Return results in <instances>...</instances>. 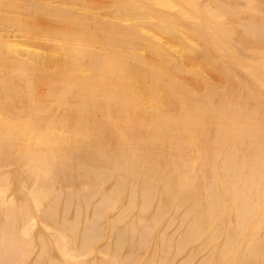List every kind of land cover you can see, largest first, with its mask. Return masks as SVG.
Masks as SVG:
<instances>
[{"label":"bare ground","instance_id":"obj_1","mask_svg":"<svg viewBox=\"0 0 264 264\" xmlns=\"http://www.w3.org/2000/svg\"><path fill=\"white\" fill-rule=\"evenodd\" d=\"M244 1L242 6L236 0H0V88L6 91L0 97L6 93L9 94H6L7 98L14 97L15 102H9L14 104L10 105L14 111L20 109L21 105L15 106V103H20L22 92L30 97V101L36 100L35 105L30 101L26 104H29V110L43 113L39 125L53 120L55 109L60 112L53 121L59 123L57 128L52 127L55 131L40 130L35 129L39 127L37 122L34 126L29 123L33 111L27 113L28 109L21 106L25 114L22 113L20 120L27 123L23 126L18 124L15 130L5 132L4 137L2 135L0 140L4 151L13 150L14 153L18 149L16 146L30 148L28 152L35 148L34 152L38 151L39 156L44 149L54 148V153H60L64 160L62 167L67 166L71 170L70 159L75 154V158H79L76 163V171L81 172L79 177L87 179L93 174L98 181L92 183L97 188L95 195L102 194L103 182L111 179L113 183L116 178L115 189L126 190L127 187L131 191H127L131 205L135 206L141 198L142 213H148L155 205L153 225L161 227L162 221L167 219L161 236L164 238L161 239L162 245L160 243L164 253L172 247L165 233L171 230L174 226L172 220L178 216L184 226L183 221H189L183 238L177 244L178 253L210 235V245L213 243L211 246L214 247L212 253L216 254L220 264H264V63H255L254 72L246 74L244 71L248 66L243 71L237 70V67H243L241 60L236 58L239 53L245 58L250 48L255 50L253 43L245 42L246 38H258L256 44L264 43V3ZM236 35L247 43L242 51L229 44L230 40L237 39ZM22 108L18 113L23 112ZM9 118L11 123L12 118ZM49 126L50 123L46 128ZM16 152L10 158L17 156L15 154L19 157L21 153ZM6 155L9 154L3 156ZM47 159L38 161V171L45 169L46 178L51 175L50 164L55 161L52 159L50 163ZM11 163L9 168L18 165ZM8 178L6 173H0V182ZM130 182L132 184L128 188ZM44 185L48 187V184L42 187ZM30 186L24 191L11 192L10 196L0 188V212L4 209L2 215L5 216V223L0 227V264H43L41 261L49 258L46 257L49 255L46 246L52 241L48 239L59 248L64 264H107L100 256L108 251L109 240L101 250L93 243L99 238L90 241L86 235L90 234L95 223L92 219H107L102 212L108 215L115 198L105 193L94 209L92 225L86 219L82 235L87 240L83 239L80 245L85 252L91 251L93 258L81 261L75 246L69 245V233L65 235L66 231L59 228L55 233L49 232L52 225H47L46 220H58L53 209L59 208V204L52 203L46 210L35 197L36 190H30ZM79 186L87 185L81 183ZM57 194H54L55 198L61 196ZM31 197H34V208L26 206L24 209V206L17 209L24 202L28 204L26 201ZM87 198L82 196V200ZM132 211L135 210L132 208ZM79 216H75L77 224ZM140 217L143 215L137 217L143 221ZM144 218L143 222H146ZM125 221L122 220V224ZM133 221V229L137 232L141 227L138 223H141ZM67 222L61 226L69 232L73 229L69 226L75 227L76 224ZM69 223L71 225L68 226ZM118 224L124 227L120 222ZM147 225L150 224L147 222L142 226ZM37 230L38 238L44 236L48 239L42 246V254L31 261L34 250L37 251L31 241ZM122 230L124 232V228ZM147 230L151 231L150 228ZM176 234H171V239ZM139 237H142L140 233ZM151 237H147L148 240ZM222 237L223 241L220 240ZM123 238L126 239V234ZM130 242L136 243L134 240ZM206 242H201L198 248H207L209 244ZM124 243L126 241L121 245L125 246ZM154 249L152 255H155ZM44 252L47 255H43ZM132 253L127 255L131 256L129 260L124 259L127 261L125 264L140 262L141 259L133 261ZM192 256L187 258L192 259ZM165 259H161L163 262L159 260L161 264ZM49 261L56 264L54 259ZM188 261L194 264L193 259ZM209 262L212 263V259Z\"/></svg>","mask_w":264,"mask_h":264},{"label":"rangeland","instance_id":"obj_2","mask_svg":"<svg viewBox=\"0 0 264 264\" xmlns=\"http://www.w3.org/2000/svg\"><path fill=\"white\" fill-rule=\"evenodd\" d=\"M236 1H238L239 2V4L241 5L242 4V6L245 4V1L244 0H236ZM260 2H262V3H264V0H259ZM233 38H235V36L233 37ZM236 40L235 39H232V40H230L231 41V43H230V41H229V44H232L233 45V47L232 48H237V51H242L243 49H244V46L247 44V43H253L254 44V48L253 49H255V50H252L251 48H250V50L249 51H246L247 52V55L245 56V58L244 57H242V55H241V53H239V55H237V59L238 60H241V62H242V66L241 67H243L242 69L239 67H237V70H244V68L246 69V66H248V68L246 69V71H244L246 74H247V72H249V73H252V72H254V69H253V67H254V64L255 63H258V62H262V63H264V43L263 44H256V42L258 41L257 39L258 38H246L245 40V42H247V43H245L243 40H241L242 39V37H238L237 35H236ZM241 38V39H240ZM255 39V41H253ZM234 40H235V43H234ZM237 42V43H236ZM234 43V44H233ZM239 43V44H238ZM258 43V42H257ZM244 44V45H243ZM232 45H230L229 47L231 48V46ZM241 46H243V47H241ZM243 48V49H242ZM236 50V49H235ZM249 54H251L252 56V58L251 57H249ZM241 56V57H240ZM244 56V55H243ZM239 57H240V59H239ZM256 57H258V58H256ZM244 58V59H243ZM254 58V59H253ZM253 59V60H252ZM246 60V61H245ZM252 61H255V62H252ZM245 62L247 63V62H249V63H247V64H245ZM240 63V62H239ZM256 65V64H255ZM1 84V83H0ZM1 87V86H0ZM2 88H0V94L3 92H6L5 90H1ZM39 91V90H38ZM6 94H8V93H6ZM6 94H3V95H5V96H3V95H1V97H0V104H1V116H0V120H2V121H0V126H1V129H0V138H2L3 139V137H4V133L5 132H7V131H12V129H16L17 128V125L18 124H20V125H25L24 123L26 122V121H24V120H20V118H21V116H22V113L23 114H25V110L26 109H28V110H26V111H28L27 113H30V111H33L32 113H30V124L32 125V126H34V124H36V122H37V124L36 125H39V123H38V121L40 120V118L42 119V115H43V113L42 114H39V113H37L36 112V110L34 111V110H29V107H27V106H29V104H26V103H28L29 101H30V97L28 98L27 97V95L25 94V93H23L22 92V94L23 95H21V96H19L20 97V99H19V101H20V103H15V104H17V105H15V106H22L23 108H25V110H23V108L20 106V109H19V111H21V108H22V110H23V112H20V113H18L19 111H17L18 109H17V107L16 108H14V109H17V110H13L12 109V107L10 106V105H14V104H11V103H9V102H12V100L14 101V99H12V98H14V97H11V96H9L10 98H7L8 97V95H6ZM22 97H26V99H22ZM9 99V100H8ZM24 101H22V100ZM16 100V99H15ZM18 100V99H17ZM17 100H16V102H17ZM38 100V102L40 101L41 103H43L44 102V100L43 99H37ZM23 103H22V102ZM28 101V102H27ZM15 102V101H14ZM30 102H32V104L33 105H35L36 104V100H34V101H30ZM37 102V103H38ZM13 103V102H12ZM41 103H39V105L41 104ZM25 106H24V105ZM15 106H13V107H15ZM55 113L52 115V118H53V120H51L49 123H50V126H49V128L47 129L46 128V126H48V122H46V124H44V125H39V127L38 126H36L35 127V129L36 128H39L40 130H44V129H46V130H48V131H55L54 129H52V127H56L59 123H55V122H53V121H55V118L56 117H59L60 115H58L60 112L58 111L57 112V110L55 109ZM5 113V114H4ZM9 114V115H8ZM20 116H19V115ZM4 115H6V116H4ZM8 116V117H7ZM3 117V119H1ZM9 117H11L12 118V122L10 123V120H8V119H10ZM5 120V121H4ZM42 120H40L39 122H41ZM16 122V123H15ZM2 123V124H1ZM27 123V122H26ZM53 123L55 124V125H53ZM29 124V125H30ZM3 126H5V127H3ZM11 126H13L12 128H9V127H11ZM22 126H20V127H22ZM41 126V127H40ZM31 127V126H30ZM44 127V128H43ZM32 128V127H31ZM34 128V127H33ZM42 128V129H41ZM57 128V127H56ZM3 129H7V130H3ZM57 130V129H56ZM8 133V132H7ZM6 133V134H7ZM2 135H3V137H2ZM1 139V140H2ZM1 140H0V145L1 144H3L2 142H1ZM31 146H33V143L31 144ZM30 146V147H31ZM4 146L3 145H1V148H0V154L1 153H3V152H5V154H9V155H6L5 157L3 156V155H5L4 153L3 154H1V156H0V162H5V160L7 159V161L5 162V164L8 162L9 164H7V165H5L4 163V166H7V168L6 167H4V166H1L2 165V163H0V173L1 174H4V173H6L7 175H8V177L10 178V180H9V178L8 179H6V181L5 182H0V188L2 187V189H4V190H6L7 191V193H8V195L7 196H10L9 194L11 193V192H14V191H24L25 190V188H26V190L28 189V186H30L29 187V189L30 190H32V188H34L33 190H36V195H35V197L36 198H38L39 200H40V202H41V205H42V207L44 208L45 207V209L47 210V207L48 206H50V205H52V203H55L54 205H57V204H59V208H57V207H55V208H57V209H53V212H55V215H56V217H55V219H58V220H54V221H51L50 219L49 220H46V223H47V225L49 224V225H52L51 227H49V229H50V233H55V230H56V228L58 229H62V231H66L65 232V235L67 234V233H69V234H67V236H69V237H67V239H68V242H69V245L70 246H72V248H74V246H75V251L80 255L79 256V258H78V260H81V261H85V259H86V261H90L92 258H93V256L90 254V252L89 251H87V252H85V250H84V248L82 247V245H80V244H82L83 242H81V241H84V240H87L86 238L88 237V240H92L93 238H99V240H97L96 242H93L94 244L96 243H98L97 245L95 244V246L96 247H100V249L102 250V247L104 248V246H106V240H109V248L107 249L108 251H106V254H104V256L103 255H101L100 256V258L101 259H104L106 262H107V264H112V263H115V264H120L119 262H121V264H125V262H127L126 260H124V259H130V257L131 256H128L127 257V255H131V253H132V256H134L133 257V261L135 262L137 259H141L140 260V262H138L137 261V263L136 264H147V260H148V263L149 264H159V262L161 261V262H163L161 259H165L164 260V263L163 264H175V263H179V264H185V262H186V264H192L193 263V261H188V260H194V264H210L211 262H209L210 261V259H212V263L211 264H218L219 263V259L216 257V254H214L213 255V253H212V248H214L213 246H211L210 245V242H212V239H211V237H210V235H206L205 237H203V239H202V241H199V242H197V243H195V245L193 244V243H191V244H189L190 246H187V248H185L186 250L184 251V252H182V253H178L177 251H176V249L178 248V245L177 244H179L180 243V241H181V239L183 238V235H184V229H185V226H187L188 225V220H182L183 222H185V226L184 225H182V224H180V217H178V216H176L173 220H172V225H174L172 228H171V230L169 231V230H167L166 231V233H165V237H166V239L168 240H170L171 242H172V247H169V249L170 248H172V249H168V253H164L163 252V250H162V246H160V243H161V239H164L163 237H161V236H163V232H164V229H166L165 227H164V225H166V223H167V219L166 220H164V221H162V223H163V225H161V227H159V226H156V225H153V223L154 222H152V217H153V215L155 214V205L154 206H152V209L150 210L151 211V213H142V211H141V208H142V206H141V198H139V200H137L138 201V203L136 202L135 203V206H134V204L133 205H131L128 201H129V199H130V194L129 193H131V191H129V189H127V187H125V189L126 190H124V189H120V190H117V189H115V186H114V184H115V180H116V178H115V180L113 179V183H112V180L110 181V180H107V181H105V182H103L104 183V187H103V192H102V194H97V195H99V197L97 198V195H95L97 192H96V190H97V188H96V186L94 187L93 186V184L92 183H95V181H97V179L94 177L95 175H93V174H90V175H88V177H87V179L86 178H84V177H79V176H81L80 174H81V172H79V171H76V170H78L77 168H76V166H77V160L79 159V158H75V157H77V155L75 156V154L74 155H72L71 156V159H70V166H72L71 168H72V170L69 168V167H67V166H63L62 167V165H65L64 164V160L62 159V157H60V153H54V151L56 152V150H52V149H54V148H49L48 150L47 149H44L43 151H41L40 152V154H39V156H37V154H38V151H37V153H35L34 152V149L32 148L31 150L32 151H29L28 152V150L30 149V148H28L27 149V147L24 149L22 146V148H20V146L19 147H17L16 146V148H18V149H22V150H24V151H19L18 149H16L15 147H13V149H16L15 151H14V153H17L16 151H18V152H20L21 154L19 155V157H17L18 156V154H15V155H17V156H14L13 158H10L11 157V155L12 154H14L13 153V150H9L8 152L7 151H4V148H3ZM34 147V146H33ZM7 150V149H6ZM10 151H12L11 153H10ZM31 152H32V154H31ZM57 152H58V150H57ZM45 153V154H44ZM27 155V156H26ZM51 155H53V157H51ZM7 156L9 157V158H7ZM23 156V157H22ZM28 157H29V159H28ZM48 158L47 160L48 161H50V163L52 162V159H54L55 161H53V163L52 164H50V169L49 170H51L50 172V176L48 177V178H46L47 176H45V169H42V170H39L40 171V173H39V171H38V167H39V164H38V161L39 160H41V161H43L45 158ZM4 158H5V160H4ZM16 158V159H15ZM24 158V159H23ZM10 159V160H9ZM18 159V160H17ZM21 161H20V160ZM31 159V160H30ZM13 160H15V161H13ZM23 160H24V162H23ZM59 160V161H58ZM62 160V161H61ZM20 161V162H19ZM11 162H13V164L14 165H17L16 163H18V165L15 167H11V168H9V165L10 164H12ZM72 162V163H71ZM55 163V164H54ZM23 164V165H22ZM36 164V165H35ZM26 165H28V166H26ZM11 166H13V165H11ZM35 166H37V167H35ZM58 166V167H57ZM60 166V167H59ZM69 166V165H68ZM31 167V168H30ZM62 167V168H61ZM66 167V168H65ZM6 168V169H5ZM23 168V169H22ZM21 169H22V171H24V170H28V172L26 171V172H23L25 175H28V177L26 176L25 177V175L24 174H22L21 172ZM29 169H32L33 170V172L31 171V170H29ZM66 169V170H65ZM35 170V171H34ZM37 170V171H36ZM62 170V171H61ZM69 170H70V172H69ZM21 171V172H20ZM29 171L31 172V174H27V173H29ZM61 171V172H60ZM66 171V172H65ZM73 171V172H72ZM35 172H38V173H35ZM67 172H69V173H67ZM71 172H72V174H71ZM36 175H35V174ZM67 173V174H66ZM43 174V175H42ZM68 174H70L69 175V177H71V179L68 177ZM29 175H31V176H29ZM33 175H35V177H32ZM72 175V176H71ZM23 176H24V178H23ZM77 176H78V178H77ZM65 177H66V179H65ZM25 178H26V180H25ZM43 178H44V180H43ZM55 178H56V180H55ZM72 178H73V181H71L72 180ZM84 178V179H83ZM23 179V182H25V183H23V182H21L20 180H22ZM65 179V180H64ZM69 179V180H68ZM79 181H78V180ZM28 180H30V182L28 181ZM33 180H36L35 182H33L34 184L32 185V181ZM38 180V181H37ZM51 180V181H50ZM55 180V181H54ZM82 180H84V181H82ZM86 180V181H85ZM131 180V179H130ZM7 181H9V183L7 182ZM28 181V182H27ZM43 181V182H42ZM65 181H67L66 183H67V185L64 183ZM71 182V183H69V182ZM108 181H110V182H108ZM22 184H21V183ZM37 182V183H36ZM78 182H80V184L82 183V185L84 186L85 184L87 185L86 187L84 186V187H82V186H79L80 184L78 183ZM89 182V183H88ZM98 182V181H97ZM131 182L133 183V181L131 180ZM128 183V185H129V187L128 188H130V185L132 184V183ZM8 183V184H7ZM50 183H52V185H50ZM74 183V184H73ZM83 183H85V184H83ZM107 183H109V184H107ZM43 184H48V187H46V185H44V187H42V185ZM53 184H55V185H53ZM71 184H72V186H71ZM92 184V185H91ZM105 184H107V186L105 185ZM7 185H11V186H7ZM24 187H23V186ZM38 186V187H36V186ZM40 185V186H39ZM52 186V188H54V190L56 191V192H59V194H57V193H55L52 189H51V187L50 186ZM59 185V186H58ZM70 185V187H68ZM91 185V188H90V190H89V188H88V186H90ZM95 185V184H94ZM66 186V187H65ZM114 186V187H113ZM6 187H8V188H6ZM21 187H23V188H21ZM50 187V188H49ZM69 189H68V188ZM49 188V191H47V189ZM67 188V189H66ZM86 188V190L84 191V189ZM92 188H95L94 190L92 189ZM2 189H0V190H2ZM39 191H38V190ZM43 189V190H42ZM82 189V190H81ZM3 190V191H4ZM53 192H52V191ZM69 191L70 190V192H67V191ZM71 190H72V192H71ZM77 190V192H75ZM93 190V191H92ZM112 190V191H111ZM80 191H81V193L82 194H80ZM89 191H91L92 193H90ZM107 191H109V192H107ZM119 191V192H118ZM127 191H129V193H127ZM46 192H49V193H46ZM50 192H52L51 193V195H49L50 194ZM87 192H89V193H87ZM93 192H95V193H93ZM124 192H126V193H124ZM38 193V194H37ZM44 193V194H43ZM62 193V194H61ZM69 193H70V197H69ZM72 193V194H71ZM85 193V194H84ZM105 193H107V194H109L111 197L110 198H115V199H112V200H114V203L112 204L114 207H111L110 209H108V215H106V212H102V213H105V217L107 216V219H109V221L110 220H114V221H112V222H115V223H112V222H110V223H112V225L110 224V223H107L106 222V218H104L103 217V219H101L100 221H95V220H97V219H95V220H93L92 219V216L94 217V215H93V213H94V209L97 207V205L99 204V202L101 201V199H102V197H103V195L105 194ZM124 193V194H123ZM136 193H138V191L136 190ZM46 194H48V195H46ZM54 194H57V195H61L62 196V198L60 199L59 197H61V196H58V197H56L55 198V195ZM86 194H88L87 196H86ZM92 194V195H91ZM126 194H128V198H126L127 197V195ZM56 195V196H57ZM83 196V198H87V199H83L82 200V196ZM119 195V196H118ZM19 196V195H18ZM39 196H41V197H39ZM45 196V197H44ZM48 196H50V197H48ZM92 196H94V198L95 199H93V197ZM75 197H77L78 199H77V201H76V198ZM120 197H121V199H120ZM44 198H46V199H44ZM48 198H50L49 199V201L47 200ZM60 200V201H58V199ZM67 198V199H66ZM91 198V199H90ZM126 198V199H125ZM54 199V200H53ZM90 199V200H89ZM32 200H33V203H32ZM55 200H57L56 202H53V201H55ZM70 200H71V202H70ZM87 200V201H86ZM89 200V201H88ZM118 200V202H116ZM127 200V201H126ZM44 201V202H43ZM48 201V203L49 204H47L46 202ZM84 201H86V203L84 202ZM28 204H26L25 202L20 206V207H18L17 209H23L22 207H24V209L26 208L27 209V207L28 208H34L35 207V202H34V197H31V198H28L27 199V201H26ZM73 202V203H72ZM77 202V203H76ZM87 204L86 206H89V209L85 206V204ZM124 202V203H123ZM117 203H118V205H117ZM34 204V205H33ZM89 204H91V205H89ZM129 204V205H128ZM73 205V206H72ZM122 205V206H121ZM127 205H128V207H127ZM27 206V207H26ZM30 206V207H29ZM64 206L66 207L65 209H64ZM70 206H72V207H70ZM52 207V206H51ZM87 208V210H86V208ZM120 207H121V209H120ZM126 207V208H125ZM131 207V208H130ZM134 207H135V209H134ZM1 208V207H0ZM54 208V207H53ZM77 208V209H76ZM81 208V209H80ZM132 208H133V210H135V211H132ZM3 209V208H2ZM69 209H71L70 211H69ZM128 209V210H127ZM140 209V210H139ZM56 210H57V212H56ZM80 210H81V213H79L80 212ZM114 210V211H113ZM118 210H121V212L120 211H118ZM63 211H65L64 213H65V216H64V213H63ZM88 211V212H87ZM116 211V212H115ZM118 211V212H117ZM122 211H124V212H128L129 211V213H132V215L131 214H129V213H123ZM139 213H138V212ZM86 212H87V216H86ZM112 212V213H111ZM68 213H70V214H68ZM101 213V216L102 215H104V214H102ZM110 213V214H109ZM123 213V214H122ZM154 213V214H153ZM2 214H4V209L3 210H1V212H0V227H2V225L5 223V216L4 215H2ZM57 214H58V216H57ZM125 214V215H124ZM143 215V217H140V218H142V220L143 221H145V218L144 217H146V222H143V221H140L139 220V218H137L138 216H140V215ZM150 214V215H149ZM68 215H69V217H68ZM78 215H81V216H79V218H78V221H79V219H80V221H79V228H77V226H78V224L77 223H75L74 221H77L76 220V218H75V216L76 217H78ZM119 215V216H118ZM124 215V216H123ZM131 215V216H130ZM138 215V216H137ZM121 216H123L124 218H122ZM59 217V218H58ZM117 217H119V218H117ZM148 217V218H147ZM64 218V221H62V219ZM74 218H75V220H74ZM115 218H117V219H120V218H122L121 219V221L123 220V221H125L126 219H128L127 221H125V222H123V224H122V222L120 221V220H115ZM86 219H87V221H86ZM91 219H92V223H94L93 224V226L95 225L96 227H94V228H96L95 230H94V228H93V226H92V231L90 232V234H87L86 235V238L85 237H83V236H85V235H82V234H84V232H83V230H84V225H87V223L86 222H90L91 221ZM102 220H103V222H102ZM134 220V221H133ZM139 220V221H138ZM40 221V220H39ZM51 221V222H50ZM61 221H62V223L63 222H65V223H68L67 221H69V222H71V224H76V226L74 227V225H71L70 223L68 224V226L69 225H71V226H73V227H71V226H69L70 228H73L72 230L70 229V231L69 232H67L68 230H64V228H62V223H61ZM86 221V222H85ZM108 221V222H109ZM117 221H119L120 222V224H122V226H124V227H121L118 223L119 222H117ZM132 221L133 222H135V223H138V222H140L141 224H139L138 223V225H141V227H142V231H141V227L139 226L138 227V231L136 232L134 229H135V227H134V223H132ZM150 221V222H149ZM175 221H176V223H175ZM53 222V223H52ZM97 222H101L100 223V225H99V223H97ZM147 222H148V224H150V225H147V227H144L143 228V226L142 225H144V224H147ZM54 223H56V225L54 224ZM91 223V222H90ZM92 223H91V225H92ZM130 223V224H129ZM144 223V224H143ZM161 223V224H162ZM175 223V224H174ZM97 224L99 225V226H97ZM108 224H110V225H108ZM132 224V225H131ZM180 224V225H179ZM106 225V226H105ZM118 225V226H117ZM126 225H128L127 226V229H126ZM131 225V226H130ZM153 225V226H152ZM182 225V226H181ZM101 227H102V229H101ZM104 227V228H103ZM111 227H113V229L111 228ZM115 227V228H114ZM130 227H131V231H130ZM133 227H134V229H133ZM183 227V228H182ZM55 228V229H54ZM109 228V229H108ZM113 230H111V229ZM124 228V232H123V229ZM145 228H147V229H149L150 228V230L151 231H149V230H147V229H145ZM157 228H158V231H157ZM178 228V229H177ZM180 228L182 229V230H180ZM76 229H78L79 231H77ZM101 231H100V230ZM109 231H108V230ZM126 229V230H125ZM137 229V228H136ZM145 229V233L143 232V230ZM75 230V232H73ZM107 230V232H105ZM116 230H120L121 232H119L118 231V233H122V234H120V235H118V233H117V231ZM179 231V232H177V231ZM51 231H53V232H51ZM103 231V232H102ZM127 231V233H125ZM142 233H141V232ZM155 231V232H154ZM177 232V234H176V232ZM71 232V233H70ZM83 232V233H82ZM93 232H95L94 234H93ZM98 232V233H97ZM101 232L102 233H104V235L103 234H101ZM112 232V234H110ZM135 234H134V233ZM37 233H38V230L36 231V236H33V240H31V238H29V240H31L32 241V243H33V249H35L36 248V250L37 251H35L34 250V255L32 256V258H31V261H32V259L35 257V256H37L39 253L40 254H42L41 252H42V246H43V244L45 245L46 243H47V239L48 238H46V237H42L43 238V240H41L42 238H38V236H37ZM100 233V234H99ZM139 233H140V236H142V237H139ZM144 233V234H143ZM148 233V234H147ZM154 233V234H153ZM161 233H162V235H161ZM173 233L174 234H176L175 236H172L173 237V239H171V234L173 235ZM92 234V236H89V235H91ZM108 234V235H107ZM114 234H116L117 235V238H119V236H120V239H117L116 238V235H114ZM124 234H126V239L125 238H123V235ZM130 234V235H129ZM132 234V235H131ZM142 234V235H141ZM152 234H153V236L154 237H151L152 236ZM76 236V237H73V236ZM82 235V236H81ZM103 235V238L101 237ZM128 235V236H127ZM136 235V236H135ZM160 235V236H159ZM99 236V237H98ZM130 236H134V237H132V239H131V237ZM180 236V237H179ZM71 237V238H70ZM108 238V239H105V238ZM125 237V236H124ZM144 237L145 238H147V237H151V238H149L150 240H148V238L147 239H144ZM175 237V238H174ZM73 238V239H72ZM74 238H76V240L74 239ZM116 238V239H115ZM122 238V239H121ZM136 240H135V239ZM139 238H141V239H139ZM154 238V239H153ZM179 238V239H178ZM181 238V239H180ZM41 240V241H39V240ZM84 239V240H83ZM103 239V240H102ZM111 239V240H110ZM153 239V240H152ZM48 240H50V241H52V242H54L53 240H51V239H48ZM102 240V241H101ZM112 240H114V241H112ZM130 240L131 241H133L134 240V243L135 244H133V242H130ZM138 240H139V242H140V245L141 246H143V247H141L139 244H137V243H139L138 242ZM146 240H148V241H146ZM153 242H152V241ZM220 240H222L223 241V237L220 239ZM219 240V241H220ZM71 241H72V243H76L75 245L74 244H72L71 243ZM74 241H76V242H74ZM117 241V242H116ZM126 241V243H124V245L125 246H122L121 245V243H123V242H125ZM204 241H208V242H206L207 244H209V245H207V248H203L204 250H202V248H198L199 247V244L201 243V242H204ZM218 241V242H219ZM221 241V242H222ZM45 242V243H44ZM52 242H50V244L52 243ZM105 242V243H104ZM144 243V244H142V243ZM148 242H150V243H148ZM155 242V243H154ZM221 242H219V243H221ZM40 243V244H39ZM55 243V242H54ZM54 243H52V246L50 247V244H47V246H46V248H47V250H49L48 251V254L49 255H47V253L45 254V252L43 253V255H47L46 257H49L48 259H46V258H44V256L42 257V258H44V260L45 261H41V263H43V264H48L49 262H50V264L52 263V261H49V260H53L54 259V261L56 260V262H53V263H56V264H58V262L60 263V264H64V262H63V260H62V253L59 251V248L57 247V245L55 244L54 245ZM113 243H115V245H116V247H115V245L113 244ZM145 243H147V244H145ZM152 243V244H151ZM62 244H64V243H62ZM100 244V245H99ZM129 244H130V246H129ZM132 244V245H131ZM111 245V246H110ZM134 245V246H133ZM151 245V246H150ZM155 245V246H154ZM157 245V246H156ZM161 245H162V243H161ZM81 246V247H80ZM132 246V247H131ZM138 246H140V248H141V250H140V248H139V250H138ZM150 246V247H149ZM57 248V251H56V248ZM115 247V248H114ZM123 247H125L124 249H122ZM130 247V251H131V253H130V251L129 252H127L128 251V248ZM148 247V248H147ZM154 247H155V249H154ZM160 247V248H159ZM80 248H82V250L80 249ZM159 248V249H158ZM197 248V249H196ZM115 249V250H114ZM118 249V250H117ZM133 249H134V251H133ZM144 249V250H143ZM153 249L155 250L154 252V254L155 255H152V253H153ZM207 249V250H206ZM212 249V250H211ZM112 250V251H111ZM123 250V251H122ZM138 250V251H137ZM160 250H162V251H160ZM117 251H119V252H121L122 251V253H119V252H117ZM140 251H143V252H140ZM150 251H152V252H150ZM172 251V252H171ZM197 251H199V252H197ZM202 251H207V252H202ZM211 251V252H210ZM83 252H85V253H83ZM114 252V253H113ZM116 252V253H115ZM147 252V253H146ZM150 252V253H149ZM162 252L164 253L163 254V256L161 255L162 254ZM192 252V253H191ZM87 253V254H86ZM112 253H113V255H115L114 257H112L113 255H112ZM137 253H140L139 255H137ZM171 253V254H170ZM177 253V254H176ZM119 254V255H118ZM136 254V255H135ZM179 254H182V255H179ZM192 254H193V256H192ZM202 254V255H201ZM61 255V256H60ZM84 255V256H83ZM89 255H90V258H88L89 257ZM169 255V256H168ZM176 255H178V256H176ZM199 255V257L196 259V257ZM208 255V256H207ZM107 256V257H106ZM136 256H138V258L136 257ZM142 256V257H141ZM153 256H154V258H153ZM161 256V257H160ZM164 256H168V257H165V258H163ZM176 256V257H175ZM190 257V256H192V259H189V258H187V257ZM212 256H214V257H212ZM51 257H53V259L51 258ZM120 258V259H118V258ZM149 257H150V259H149ZM186 257V258H185ZM205 257V259H203ZM207 257H210V258H208V260H207ZM212 257V258H211ZM216 257V258H215ZM88 258V259H87ZM109 258H111V259H109ZM115 258H116V260H115ZM148 258V259H147ZM153 259V261H152V259ZM172 258H174V259H172ZM183 259H185V260H183ZM187 259V260H186ZM59 260V261H58ZM107 260H109V262L107 261ZM115 262H114V261ZM124 260V261H123ZM132 260V259H131ZM160 260V261H159ZM171 260H172V262H171ZM181 260H183L184 261V263L181 261ZM196 260V261H195ZM202 260V261H201ZM146 263H145V262ZM159 261V262H158ZM206 261V262H205ZM112 262V263H111ZM152 262V263H151ZM161 262H160V264H161ZM166 262V263H165ZM175 262V263H174ZM181 262V263H180ZM200 262V263H199ZM203 262H205V263H203ZM177 263V264H178ZM28 264H30V263H28ZM32 264V263H31ZM220 264V263H219Z\"/></svg>","mask_w":264,"mask_h":264}]
</instances>
